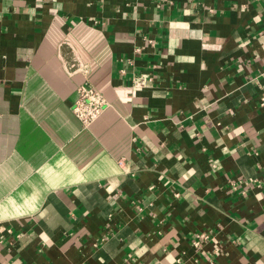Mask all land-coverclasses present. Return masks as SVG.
I'll return each mask as SVG.
<instances>
[{
  "label": "crops",
  "instance_id": "1",
  "mask_svg": "<svg viewBox=\"0 0 264 264\" xmlns=\"http://www.w3.org/2000/svg\"><path fill=\"white\" fill-rule=\"evenodd\" d=\"M0 264H264V0H0Z\"/></svg>",
  "mask_w": 264,
  "mask_h": 264
},
{
  "label": "built area",
  "instance_id": "2",
  "mask_svg": "<svg viewBox=\"0 0 264 264\" xmlns=\"http://www.w3.org/2000/svg\"><path fill=\"white\" fill-rule=\"evenodd\" d=\"M148 44L153 46L150 40H147ZM151 79L135 76L133 78V86L141 87ZM107 107V103L103 96L95 90L88 82L81 84L77 89V97L72 105V113L81 123L84 128L89 127L104 111ZM198 240L203 241L207 239V234L201 233L198 236ZM196 244H198L196 242Z\"/></svg>",
  "mask_w": 264,
  "mask_h": 264
}]
</instances>
